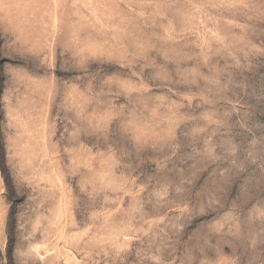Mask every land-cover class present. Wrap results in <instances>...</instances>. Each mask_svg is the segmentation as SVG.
<instances>
[{
	"label": "rangeland",
	"instance_id": "rangeland-1",
	"mask_svg": "<svg viewBox=\"0 0 264 264\" xmlns=\"http://www.w3.org/2000/svg\"><path fill=\"white\" fill-rule=\"evenodd\" d=\"M0 264H264V0H0Z\"/></svg>",
	"mask_w": 264,
	"mask_h": 264
}]
</instances>
